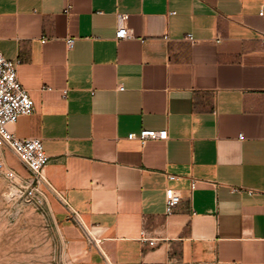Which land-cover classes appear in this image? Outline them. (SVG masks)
Segmentation results:
<instances>
[{
  "label": "crops",
  "instance_id": "obj_1",
  "mask_svg": "<svg viewBox=\"0 0 264 264\" xmlns=\"http://www.w3.org/2000/svg\"><path fill=\"white\" fill-rule=\"evenodd\" d=\"M263 6L0 0V50L34 102L11 130L50 157L47 211L72 264H264ZM119 15L133 39H115ZM143 130L168 140H128ZM167 188L182 196L170 216Z\"/></svg>",
  "mask_w": 264,
  "mask_h": 264
},
{
  "label": "built area",
  "instance_id": "obj_2",
  "mask_svg": "<svg viewBox=\"0 0 264 264\" xmlns=\"http://www.w3.org/2000/svg\"><path fill=\"white\" fill-rule=\"evenodd\" d=\"M126 20V15H119L120 25L116 31V40H129L134 38L132 30L126 25ZM187 39L193 41L192 35H188ZM261 41L264 48V33ZM74 43V39H68V48L72 49ZM19 65V60H8L0 50V175L10 180L19 189L22 196L35 208L45 212L47 211V196L44 192V186L48 182L43 170L49 163L50 157L46 154L44 145L40 139H20L11 130V127L17 123L20 117L28 116L34 111V102L28 90L18 80ZM118 90L124 91L125 88L119 86ZM67 94L68 90L62 91L63 98H66ZM239 138L242 139L243 136L240 135ZM128 140H137L142 145L152 140L166 141L168 140V132L167 130H143L139 134H130ZM6 149L11 150L28 169L30 172L29 178H22L7 166L4 153ZM169 179L174 180L176 177L169 176ZM194 187L195 182L192 183V188ZM247 192L253 195L256 191L248 190ZM181 199V194L175 189L167 188L165 190V214L167 216L174 213ZM141 239L151 246H155L156 244L155 240L147 237L145 231L141 232Z\"/></svg>",
  "mask_w": 264,
  "mask_h": 264
},
{
  "label": "rangeland",
  "instance_id": "obj_3",
  "mask_svg": "<svg viewBox=\"0 0 264 264\" xmlns=\"http://www.w3.org/2000/svg\"><path fill=\"white\" fill-rule=\"evenodd\" d=\"M0 264H72L68 246L51 213L35 208L2 175Z\"/></svg>",
  "mask_w": 264,
  "mask_h": 264
}]
</instances>
